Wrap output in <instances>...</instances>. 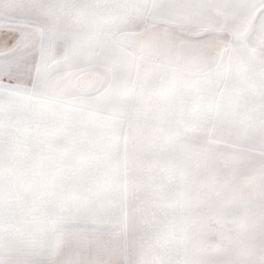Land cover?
<instances>
[{"label":"snow or ice","instance_id":"obj_1","mask_svg":"<svg viewBox=\"0 0 264 264\" xmlns=\"http://www.w3.org/2000/svg\"><path fill=\"white\" fill-rule=\"evenodd\" d=\"M0 264H264V0H0Z\"/></svg>","mask_w":264,"mask_h":264}]
</instances>
